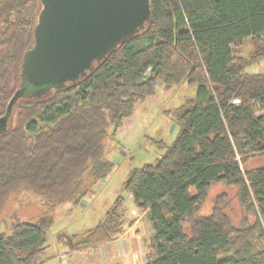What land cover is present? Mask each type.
Returning <instances> with one entry per match:
<instances>
[{"label":"trees","instance_id":"obj_1","mask_svg":"<svg viewBox=\"0 0 264 264\" xmlns=\"http://www.w3.org/2000/svg\"><path fill=\"white\" fill-rule=\"evenodd\" d=\"M151 22L94 63L85 77L39 97L26 89L0 133V225L8 198L21 188L75 199L105 180V157L126 119L158 85L196 86L193 97L165 114L178 128L163 154L133 169L102 221L81 235H56L66 255L116 241L131 227L134 207L151 223L145 264H264V0H150ZM40 0H0V118L20 87L24 53L34 43ZM249 41L248 56L242 55ZM261 159L260 166L247 168ZM235 189L242 218L224 213L226 195L198 213L210 188ZM53 224L16 222L0 233V264H44Z\"/></svg>","mask_w":264,"mask_h":264},{"label":"rangeland","instance_id":"obj_2","mask_svg":"<svg viewBox=\"0 0 264 264\" xmlns=\"http://www.w3.org/2000/svg\"><path fill=\"white\" fill-rule=\"evenodd\" d=\"M250 50V43L246 41L242 55L248 56ZM247 73L263 74L264 60L249 68ZM195 91L196 86L186 84L158 85L157 95L136 107L133 116L126 119L115 140L106 141L105 157L114 164V169L105 180L91 188L80 203L69 197L53 205L55 202L52 197L21 188L7 200L1 214L0 233L8 234L11 226L16 222L35 224L42 217H50L53 224L46 233L45 246L48 248L46 255L55 253L60 255L65 249L56 246V235L61 233L81 235L103 220L116 197L122 195L121 186L128 173L133 169L152 164L163 154V151L157 148V142L161 141L169 145L174 140L178 128L165 112L178 108L187 98L193 97ZM262 162L261 159L251 160L247 168L258 167ZM221 195H226L223 203L224 213L234 225H237L242 218V212L235 197V189L221 183L210 188L198 214L209 215L215 206V200ZM123 196L126 200L123 213L127 221L139 222L131 232L136 238L135 242H127L130 236L122 242L123 245L127 244V252L134 249L132 259L126 253L125 247L121 246V242L116 243L115 247L118 251L116 264H145V246L153 236V229L147 216H143V213L134 207L132 198Z\"/></svg>","mask_w":264,"mask_h":264},{"label":"water","instance_id":"obj_3","mask_svg":"<svg viewBox=\"0 0 264 264\" xmlns=\"http://www.w3.org/2000/svg\"><path fill=\"white\" fill-rule=\"evenodd\" d=\"M34 43L22 58L20 87L0 118L7 128L11 108L26 89L39 97L85 77L94 63L151 22L150 0H40Z\"/></svg>","mask_w":264,"mask_h":264},{"label":"crops","instance_id":"obj_4","mask_svg":"<svg viewBox=\"0 0 264 264\" xmlns=\"http://www.w3.org/2000/svg\"><path fill=\"white\" fill-rule=\"evenodd\" d=\"M136 109V108H135ZM126 120L124 121V123ZM123 123V125H124ZM143 216L146 217L145 214ZM135 221V222H134ZM133 225L131 227H126L124 234L119 237L118 240L113 241L111 243H108L104 246L95 248V249H89L82 253H77L72 256H67L66 249L61 252L60 255L55 253L54 255L51 254L49 256L46 255L43 260H46L44 264H116V258L118 256V251L115 247V244L118 243L122 244L124 242L125 238L129 237V241L127 242H135V239L133 237V234L131 232L133 231V228L137 225L139 221L133 220ZM123 248L125 247L126 253H128V256L132 259L134 255V249L127 252V244L121 245ZM146 247V246H145ZM136 248V247H135ZM113 260V261H112ZM142 260V259H141Z\"/></svg>","mask_w":264,"mask_h":264},{"label":"flooded vegetation","instance_id":"obj_5","mask_svg":"<svg viewBox=\"0 0 264 264\" xmlns=\"http://www.w3.org/2000/svg\"><path fill=\"white\" fill-rule=\"evenodd\" d=\"M33 91V90H32Z\"/></svg>","mask_w":264,"mask_h":264}]
</instances>
